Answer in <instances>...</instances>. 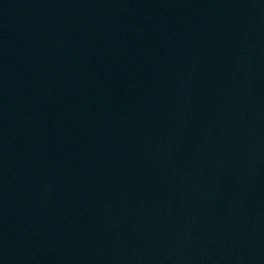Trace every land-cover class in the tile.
I'll use <instances>...</instances> for the list:
<instances>
[{"label":"water","instance_id":"obj_1","mask_svg":"<svg viewBox=\"0 0 264 264\" xmlns=\"http://www.w3.org/2000/svg\"><path fill=\"white\" fill-rule=\"evenodd\" d=\"M0 264H264V0H0Z\"/></svg>","mask_w":264,"mask_h":264}]
</instances>
